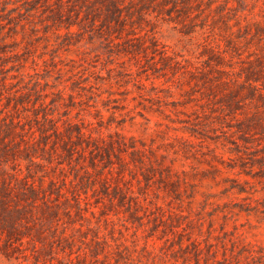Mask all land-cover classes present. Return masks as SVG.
Listing matches in <instances>:
<instances>
[{"label": "rangeland", "instance_id": "1", "mask_svg": "<svg viewBox=\"0 0 264 264\" xmlns=\"http://www.w3.org/2000/svg\"><path fill=\"white\" fill-rule=\"evenodd\" d=\"M0 264H264V0H0Z\"/></svg>", "mask_w": 264, "mask_h": 264}, {"label": "trees", "instance_id": "2", "mask_svg": "<svg viewBox=\"0 0 264 264\" xmlns=\"http://www.w3.org/2000/svg\"><path fill=\"white\" fill-rule=\"evenodd\" d=\"M4 171V169H0V172ZM11 189L10 183H8L5 179H1L0 181V209H24V205L22 203H13L12 205L5 202V200L10 196L9 191Z\"/></svg>", "mask_w": 264, "mask_h": 264}]
</instances>
